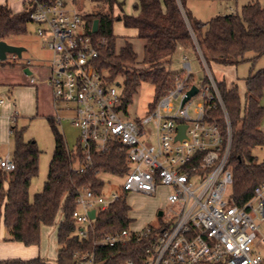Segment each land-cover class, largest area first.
<instances>
[{"label":"built area","instance_id":"built-area-1","mask_svg":"<svg viewBox=\"0 0 264 264\" xmlns=\"http://www.w3.org/2000/svg\"><path fill=\"white\" fill-rule=\"evenodd\" d=\"M25 11L30 24L40 26L36 35L45 40L52 54L46 84L52 89L57 113L71 112L70 120L80 130L78 146L70 154L73 168L85 172L93 165L95 155L106 154L116 144L122 146L130 167L121 177L124 182L120 191L107 197L104 192L79 191L74 213L78 236L87 239L98 214L130 193L155 197L159 188H167L168 206L162 216L158 215V225L103 236L94 241V247L145 243L135 258L118 264H262L256 247L264 245V181L243 207L234 203L233 173L228 165L232 130L213 76L209 73L207 83L195 84L192 66L184 58L186 73L176 77L174 86L148 115L130 119L128 110L123 109L122 86L118 87L117 81L109 82L98 70L99 50L87 33L84 15L66 0H26ZM21 60L17 55H7L3 63ZM24 63V71L30 72L26 77L36 84L29 66L33 62ZM194 86L198 93L183 105ZM195 98L201 102L192 118L188 110ZM8 100L0 93V121ZM174 100H180L176 112ZM219 111L226 120V136L215 116ZM18 116L16 111L10 116L11 125ZM152 124L154 135L147 130ZM179 126H186L182 140L177 139ZM15 169L13 158L0 156L3 173L9 175ZM92 210L95 219L89 215ZM79 256L78 264H96L93 252Z\"/></svg>","mask_w":264,"mask_h":264},{"label":"trees","instance_id":"trees-1","mask_svg":"<svg viewBox=\"0 0 264 264\" xmlns=\"http://www.w3.org/2000/svg\"><path fill=\"white\" fill-rule=\"evenodd\" d=\"M108 6V12L84 15L86 29L99 50L98 70L109 82L122 78L124 93L123 109L127 111L133 98L143 83L155 88V100L151 110L175 83L181 74H174L168 67L177 50H192L203 55L205 62L223 67H238L246 62L248 54H254L253 62L264 56V8L258 2L242 7L240 13L217 16L208 22L192 18L180 0H137L134 5L137 14L124 13V3L117 0H94ZM122 14L115 16L114 9ZM98 21L97 33L92 32ZM123 22L125 28L134 29L137 38L144 42L143 65L145 71L130 73L128 65L138 62L139 56L132 44L126 41L125 47L116 50V37L113 28L116 22ZM29 14L24 11L14 14L8 5H0V41L24 37L29 34ZM5 66L6 63H0ZM193 80V77H192ZM227 110L232 130L229 167L233 173L231 196L237 206L243 207L253 199L254 191L264 181V163H259L253 150L264 146V132L261 129L264 119V69L250 75L245 80L246 95L241 97L236 84L225 80H215ZM208 82V78L204 83ZM216 118L224 136L227 124L222 112ZM55 136V150L49 166L48 180L42 192L30 199V188L39 174L41 152L36 142L24 140V130L12 127L15 136L13 160L16 169L11 174L0 170V218H3L11 241L27 247L39 246L43 227L56 225L59 246L56 264H78V259L93 252L96 264H118L135 258L145 243L126 246L96 248L94 241L103 236L113 235L130 229L131 208L123 197L109 209L98 214L93 230L87 239L78 236V225L74 219L77 210V197L81 189L92 190L96 194L105 191L101 176L110 174L124 177L130 170L126 153L119 144L109 152L93 157V165L85 172L73 168L71 151L63 135L52 120ZM0 264H50L43 258L31 260L9 259Z\"/></svg>","mask_w":264,"mask_h":264},{"label":"rangeland","instance_id":"rangeland-1","mask_svg":"<svg viewBox=\"0 0 264 264\" xmlns=\"http://www.w3.org/2000/svg\"><path fill=\"white\" fill-rule=\"evenodd\" d=\"M180 1V0H178ZM185 11L194 19L202 22H208L217 16L230 15L232 13H240L242 7L258 2L264 8V0H182ZM72 8H76L83 15L93 14L97 12H108L109 8L106 5L99 4L94 0L82 3L76 0L66 1ZM134 11V8H132ZM118 13V9H114V14ZM135 13L131 12L129 15ZM40 26L38 24H29V34L24 37L11 38L6 42L13 46L26 48L22 55V60L15 63H6L5 66L0 65V93H3L7 98L16 103L18 107L19 118L11 127L17 130H24V140L26 142H36L41 152L39 161V174L33 179L30 188V199H34L37 193L42 192L43 187L48 180L49 166L53 159L55 150V136L53 133L52 120L57 129L63 135L67 147L73 152L76 150L80 130L70 120L72 113L66 110L59 111L55 108L52 99V89L46 84V80L50 76L49 60L52 56L51 52L45 46V40L36 35V30ZM113 34L117 37L116 50L119 52L125 47L126 41L132 44L134 51L138 54L139 60L134 65H128L127 70L130 73L145 71L148 67L143 65L142 59L144 55V42L137 38L134 29L125 28L123 22L118 21L113 28ZM198 55L192 50H177L174 54L170 65L168 66L174 74L184 75V58H186L192 66V77L195 84H201L209 76H213L214 80H225L228 84H236L239 87V92L242 98L246 95L245 80L255 72L264 69V56L253 62L251 59L254 54L247 55V61L240 64L238 67H223L212 64L211 67L201 60L199 51ZM31 60L32 65H29L33 71V77L36 84H31L29 78L24 73V62ZM192 79V78H191ZM120 83L122 78H116ZM117 83V82H116ZM121 92V89L119 90ZM8 100V102H10ZM155 100L154 86L143 83L138 89L137 94L133 98V104L128 109V117L135 119L144 117L151 111V104ZM201 102L200 98H195L189 107V115L195 118L197 106ZM175 106V112L180 106V100L172 101ZM264 106V97L261 101ZM60 119V120H58ZM261 129L264 132V119ZM147 130L154 135L156 133L155 126L152 124L147 127ZM3 133V132H2ZM1 134V133H0ZM15 151V136L13 134L2 136L0 135V156L9 155L13 158ZM253 155L258 158L259 163H264V146L253 150ZM105 182L104 195L107 197L113 192L120 191V186L124 179L104 174L101 176ZM170 190L167 188H159L157 196L151 197L139 193H130L127 196V203L131 208L130 219L132 220L131 229L140 231L148 226L158 225V214L162 210H166L167 196ZM61 217L58 216L56 225L46 227L51 231V239L56 240L58 225ZM3 222V221H2ZM0 228H3V224ZM45 228V227H43ZM261 232L264 233V225L261 227ZM256 251L263 258L264 264V245L258 244ZM50 264H56V257L52 256L48 260Z\"/></svg>","mask_w":264,"mask_h":264},{"label":"crops","instance_id":"crops-1","mask_svg":"<svg viewBox=\"0 0 264 264\" xmlns=\"http://www.w3.org/2000/svg\"><path fill=\"white\" fill-rule=\"evenodd\" d=\"M72 1L73 3L76 2V0H72ZM117 1L120 3H124L123 11L125 14L129 15L131 14V12L134 11H135L134 15L138 13L134 8V5L137 2V0H117ZM25 3L26 0H0V5H8L14 14L23 13L25 11ZM132 8H134V11ZM117 9H118V13L116 14V16L123 13L118 7ZM136 36H137V32H136ZM17 108L18 107L16 106V103L11 101L7 102L5 107L3 108L1 112V121H0V133H1L0 135L2 136V138L5 132L7 136L11 134L10 131L12 127L9 118L10 116L13 115L15 111L18 112ZM2 221L3 218H0V224ZM51 236H52L51 231L47 230L46 227L42 228L40 245L27 247L21 243L11 241L9 232L5 227V225L3 224V228L2 229L0 228V262L9 259L31 260L38 257L48 261L52 256H55L57 261L58 251H59L57 237L56 240L53 241L51 239Z\"/></svg>","mask_w":264,"mask_h":264},{"label":"water","instance_id":"water-1","mask_svg":"<svg viewBox=\"0 0 264 264\" xmlns=\"http://www.w3.org/2000/svg\"><path fill=\"white\" fill-rule=\"evenodd\" d=\"M98 31V21L96 20L93 24L92 32L97 33ZM26 51V48L24 47H19V46H13L8 44L5 41H0V62L3 63L7 59V55H17L19 59L22 58L23 53ZM30 72L28 70H25V74H29ZM118 87L121 86V84H117ZM198 93L197 87H193L188 93L187 97L183 101V105L189 101L193 96H195ZM179 135L177 137L178 140H182L185 137V131H186V126H179ZM89 215L91 219H95V211L92 210L89 212ZM159 216L163 215V212L160 211Z\"/></svg>","mask_w":264,"mask_h":264}]
</instances>
